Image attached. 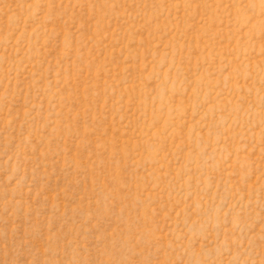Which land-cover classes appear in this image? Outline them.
I'll use <instances>...</instances> for the list:
<instances>
[{
	"label": "rangeland",
	"instance_id": "obj_1",
	"mask_svg": "<svg viewBox=\"0 0 264 264\" xmlns=\"http://www.w3.org/2000/svg\"><path fill=\"white\" fill-rule=\"evenodd\" d=\"M0 264H264V0H0Z\"/></svg>",
	"mask_w": 264,
	"mask_h": 264
}]
</instances>
